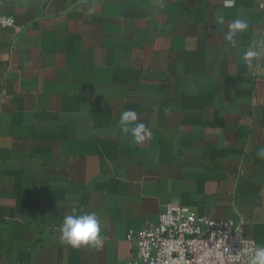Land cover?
<instances>
[{
  "label": "crops",
  "instance_id": "crops-1",
  "mask_svg": "<svg viewBox=\"0 0 264 264\" xmlns=\"http://www.w3.org/2000/svg\"><path fill=\"white\" fill-rule=\"evenodd\" d=\"M0 1V264L134 259L170 203L264 247V0ZM90 212L99 241L63 243Z\"/></svg>",
  "mask_w": 264,
  "mask_h": 264
},
{
  "label": "built area",
  "instance_id": "built-area-1",
  "mask_svg": "<svg viewBox=\"0 0 264 264\" xmlns=\"http://www.w3.org/2000/svg\"><path fill=\"white\" fill-rule=\"evenodd\" d=\"M13 23L12 16L0 13V25ZM126 238L133 242L136 255L120 264H249L258 249L243 238L241 223L197 216L178 203L165 205L157 223L136 234L129 230Z\"/></svg>",
  "mask_w": 264,
  "mask_h": 264
},
{
  "label": "clouds",
  "instance_id": "clouds-1",
  "mask_svg": "<svg viewBox=\"0 0 264 264\" xmlns=\"http://www.w3.org/2000/svg\"><path fill=\"white\" fill-rule=\"evenodd\" d=\"M233 0H227L226 7H231ZM221 23L223 20L221 18ZM230 30L224 34V39L232 42L234 36L247 29L246 21L237 19L229 26ZM248 56L256 55L254 52H249ZM137 117L134 112L126 111L122 113L117 126L122 134L128 135L131 133L135 142L140 144L145 141L149 134L142 123L135 124ZM264 156V152L260 153ZM61 233V241L67 243L72 247H80L81 245L95 244L100 239V219L95 212L82 213L79 215H68L63 219V223L59 227ZM249 264H264V247H260L255 251V254L250 258Z\"/></svg>",
  "mask_w": 264,
  "mask_h": 264
}]
</instances>
